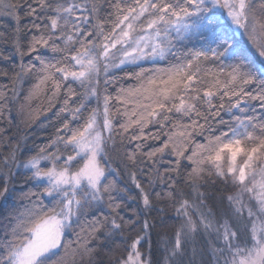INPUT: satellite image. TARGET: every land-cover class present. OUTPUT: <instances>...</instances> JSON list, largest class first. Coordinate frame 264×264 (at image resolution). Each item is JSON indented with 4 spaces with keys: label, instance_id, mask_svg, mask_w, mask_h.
Instances as JSON below:
<instances>
[{
    "label": "snow or ice",
    "instance_id": "snow-or-ice-1",
    "mask_svg": "<svg viewBox=\"0 0 264 264\" xmlns=\"http://www.w3.org/2000/svg\"><path fill=\"white\" fill-rule=\"evenodd\" d=\"M0 81V264H264V0H0Z\"/></svg>",
    "mask_w": 264,
    "mask_h": 264
},
{
    "label": "trees",
    "instance_id": "trees-1",
    "mask_svg": "<svg viewBox=\"0 0 264 264\" xmlns=\"http://www.w3.org/2000/svg\"><path fill=\"white\" fill-rule=\"evenodd\" d=\"M34 80H28L24 83L23 88L27 90ZM0 83H6V81H0ZM36 105L34 104V107ZM46 105H40L41 107V114L34 122H29L26 110L22 113H17V111L13 110V132H18V134L22 137H27V142L31 146L40 145L45 142V138L47 136H51L55 132V127H58V121L56 120L54 113L56 111L55 108L52 109L50 112H44L43 107ZM185 190L187 188L185 186ZM174 213L172 212L171 208L169 207L167 213L165 214V218L167 219V227L161 229L158 225V231H167L169 234L172 232V228L174 227V221L170 219L173 217ZM156 219V217H152ZM154 239L156 237L154 236ZM121 252H116L114 255H121Z\"/></svg>",
    "mask_w": 264,
    "mask_h": 264
}]
</instances>
